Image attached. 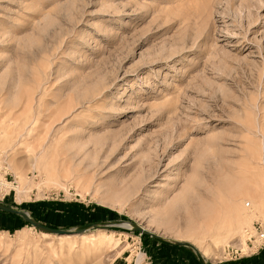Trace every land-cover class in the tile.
I'll return each instance as SVG.
<instances>
[{"label":"rangeland","instance_id":"obj_1","mask_svg":"<svg viewBox=\"0 0 264 264\" xmlns=\"http://www.w3.org/2000/svg\"><path fill=\"white\" fill-rule=\"evenodd\" d=\"M261 119L264 0H0V204L85 234L0 209V264L259 256Z\"/></svg>","mask_w":264,"mask_h":264},{"label":"bare ground","instance_id":"obj_2","mask_svg":"<svg viewBox=\"0 0 264 264\" xmlns=\"http://www.w3.org/2000/svg\"><path fill=\"white\" fill-rule=\"evenodd\" d=\"M37 123H38V118L32 119V121L30 123V126L27 129V135H28V137L31 140L30 141V145H31L32 149H36V150H37V147L39 146V144H41V143H38V137H39L40 134H39V131H38L39 125H37ZM44 128H45V125H44ZM255 129H257L258 132L261 134V136H263V138H264V119L260 120L258 128H255ZM260 134H259V136H260ZM250 147L244 148V151L247 152V153H251L252 152V148H250ZM36 150H34V151H36ZM263 152H264V150H263ZM262 163L264 164V160H263ZM250 183L254 186L256 182L254 181V183L253 182H250ZM262 188L263 187L262 186L259 187V185L258 186H254L253 193L252 192L250 193V194H252L251 195V199H252V201L254 202L255 205H260L264 201V189H262ZM231 189H233V188H231ZM248 192H249V190L247 188H242L239 191V193H237V194H247ZM234 195L236 196V194H234ZM229 199H233L232 196ZM28 216H29V214H28ZM209 220H210L211 223L214 222L217 227H221V226L224 227L225 232L227 234H231V233H234V232L238 231V229L244 223L245 217H244L242 208L238 204H236L235 202L230 201V202L225 204V209H224V211H223V213L221 215H219V214H216L215 216L212 215L209 218ZM123 224L124 225L125 224H129L130 226H132V224L129 223V222H124ZM45 233H47V232H45ZM61 235L62 236H59V237H67V238L68 237H73V236H75V237H77V236L85 237L84 233H64V234H61ZM85 243L87 244L86 247H90V246L99 247L100 246V248H102V246H104V244L106 242H105V240L103 238H99V237L97 238L96 237V238H91L88 242L85 241ZM196 247L198 248V246H196ZM201 252H202L203 256H207L203 251H201Z\"/></svg>","mask_w":264,"mask_h":264},{"label":"water","instance_id":"obj_3","mask_svg":"<svg viewBox=\"0 0 264 264\" xmlns=\"http://www.w3.org/2000/svg\"><path fill=\"white\" fill-rule=\"evenodd\" d=\"M0 209H2L4 211H7V212H10V213H13V214L22 215L23 217L26 218V221L28 223L32 224L33 226L37 227L38 229H40V230H42L44 232L51 233V234H57V235H61V234L66 233V231H64V230L54 229V228L47 227V226L41 224L37 220H35V219L29 217L27 214L23 213V211L16 210L14 208H11V207H8V206H5V205H1V204H0ZM138 229L141 230L144 233L150 234V235L158 238V235H156L152 231H148L147 229L140 228V227H138Z\"/></svg>","mask_w":264,"mask_h":264},{"label":"crops","instance_id":"obj_4","mask_svg":"<svg viewBox=\"0 0 264 264\" xmlns=\"http://www.w3.org/2000/svg\"><path fill=\"white\" fill-rule=\"evenodd\" d=\"M255 254H258V253H255ZM225 264H264V250H262V252L257 257L246 259L244 261H239V262H234V263H225Z\"/></svg>","mask_w":264,"mask_h":264},{"label":"built area","instance_id":"obj_5","mask_svg":"<svg viewBox=\"0 0 264 264\" xmlns=\"http://www.w3.org/2000/svg\"><path fill=\"white\" fill-rule=\"evenodd\" d=\"M260 238L262 239V240H264V229H262L261 227H260Z\"/></svg>","mask_w":264,"mask_h":264}]
</instances>
